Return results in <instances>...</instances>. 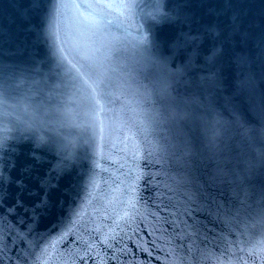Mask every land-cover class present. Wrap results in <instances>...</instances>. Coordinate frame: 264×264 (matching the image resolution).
<instances>
[{"label": "snow or ice", "instance_id": "obj_1", "mask_svg": "<svg viewBox=\"0 0 264 264\" xmlns=\"http://www.w3.org/2000/svg\"><path fill=\"white\" fill-rule=\"evenodd\" d=\"M27 3L30 6L21 7L14 21L16 52L4 47L12 41L5 40L0 33V116L5 133H31L37 149L46 148L59 160L48 179L41 181L43 194L30 193L39 195L32 206L19 198L7 204L5 197L0 196V264H125L128 241H133L148 258L138 264H151L153 259L161 264H202L210 255L207 248L201 247L207 235L196 227L198 221L190 224L186 217L194 219V212L209 204L216 206L215 218L231 225L240 237L250 235L256 228L264 234V149L231 169L218 161L207 186L195 187L191 153L185 150L177 156L167 137L157 139L154 135L156 128L188 118L189 113L179 107L173 92L191 83L185 76L195 68L204 39L213 40L208 50L211 54H205L204 60L215 65L233 36L239 34L245 41L253 38V33L244 28L236 0H155L150 11L143 14V6L134 0H72L50 7V0H27ZM260 7V46L264 55V0H260ZM60 10L72 13L73 30L66 41H60L55 57L49 52L45 59L39 42L47 43L50 34L44 25L50 11ZM212 16L217 19L230 16L231 23L221 30L218 23L207 20ZM164 23L181 28L178 48L192 49L187 63L174 69L146 55L155 43L154 29ZM194 24H199L203 33L198 28L197 34L192 35ZM184 25H188L187 32L182 30ZM252 26L250 22L249 28ZM32 36L36 39L30 40ZM129 46L132 64L118 55ZM13 55L27 56L34 67L48 65L41 79L33 80L29 89L46 99L32 112L29 108L33 96L24 101V111L31 117L28 122L15 113L25 80L17 79L16 66L6 59ZM248 62L244 54L236 58L242 70ZM149 64L158 66L159 75L150 83H143L138 77L150 79L144 75ZM134 65L141 67L138 70ZM201 79L221 83L216 73ZM241 90L246 92L250 108L258 109L264 119V80L258 91L256 78L249 73L241 81ZM157 103L159 107H155ZM148 104L153 107H146ZM65 128L74 131L67 134ZM219 136L216 130L213 139ZM3 139L6 142L8 136ZM85 145L102 158L105 154L109 157L121 154L124 163L118 171L127 169L121 172L124 179L118 181L111 194H104L107 203L97 209L95 218L84 220V213L75 212L64 231L50 241L37 232L39 210L48 206L50 192L56 187L52 181L77 163L78 149ZM33 156L41 160L37 153ZM177 167L182 171L174 172ZM257 179L260 183H255ZM6 181L11 182L0 173V188ZM142 182L153 190L154 210L149 209L147 201L142 204ZM223 184L229 186L227 190L222 187L218 193L209 190ZM225 195L239 206L234 210L226 208L225 202L218 199ZM89 196L88 203L92 204L95 192ZM257 196L258 207L254 208L250 201ZM165 211L167 215L163 214ZM165 225H171L172 231ZM141 232L154 236L152 247L147 241L133 239ZM244 243L229 241L224 252H230L242 264H255L252 257L257 256L260 264H264V243L247 248ZM233 244H240L238 250L245 252L248 259L236 256Z\"/></svg>", "mask_w": 264, "mask_h": 264}, {"label": "water", "instance_id": "obj_2", "mask_svg": "<svg viewBox=\"0 0 264 264\" xmlns=\"http://www.w3.org/2000/svg\"><path fill=\"white\" fill-rule=\"evenodd\" d=\"M71 2L72 0H50L49 7L51 4ZM134 2L143 6L141 9L143 14L150 11V6L155 0H134ZM236 2L239 5L237 11L241 13V17L245 21L244 28L253 33V38L245 41L239 34L233 36L232 41L225 45V54L215 65L206 64L204 60L205 54H211L208 50L213 44V40L204 39L200 44V55L195 58V68L185 76V79L190 80L191 83L181 86L178 92H173V95L177 97L176 103L179 104V107L189 113L188 118L179 122L170 121L154 131L157 139L168 138L167 142L174 146L172 151L177 156L182 155L185 150L191 153L195 187L207 186L210 177L215 174L218 161L224 162L225 166L231 169L239 161L256 155L259 150L264 149V119L261 118L258 109L254 111L250 108L247 94L241 90V81L249 73L255 76L258 91L261 81L264 80V55L261 54L260 46V0H236ZM29 6L27 0H24L23 3L21 0H0V33L3 34L5 40L12 41L4 44V47L11 52H16L18 43L16 40L17 23L14 22L16 14L21 7L28 8ZM207 20L213 24L218 23L221 30L226 29L227 25L231 23L230 16L227 18L221 16L219 19L212 16ZM250 22L253 23L251 28H249ZM73 25L70 11L49 12L44 28L50 34V38L47 43L43 40L39 42L41 54L45 59L49 52L53 58L55 57L60 41H66L69 38ZM198 28H200L199 24L192 25V35L197 34ZM182 30L187 32L188 25H184ZM180 32L181 28L173 24L164 23L157 26L154 29L155 43L146 55L158 60L161 64L166 63L173 69L186 64L192 49L176 46ZM200 32L203 33L202 28H200ZM35 39V36L30 37V40ZM240 54L249 58L247 67L243 70L236 63V58ZM118 55L132 64L130 46ZM6 59L16 66L17 79L25 80L19 90V107L15 113L20 116L22 121L28 122L31 117L24 111V101L29 95L33 96L30 102L32 107L29 108V112H32L42 100L46 99V97L30 93L29 89L33 80L41 79L47 71L48 65H35L34 67L33 62L25 55H13ZM134 66L138 70L141 67V65ZM211 73H216L220 77L219 85L213 81L201 79L208 77ZM144 75H149L150 79L145 80L143 75H139L138 78L143 83H150L151 79H155L159 75L158 66L149 64ZM145 106L153 107L151 104ZM159 106V103L155 105V107ZM23 126L21 125V127ZM216 130H219L220 136L213 139ZM73 131L70 128L64 129L67 134H71ZM5 135L8 136L6 142L3 139ZM30 137L31 133L23 135L16 131L5 133L3 117L0 116V143L3 145L0 147V173L11 181H6L0 188V196L5 197L7 204L15 203L17 198L28 206L36 203L39 195L43 194L41 181L48 179L51 169L59 160L58 156L46 148L37 149L35 139ZM33 153H37L41 160L34 159ZM120 155L116 153L109 157L105 154L102 158L99 154H94L86 145L80 147L77 152V163L65 174L52 181L56 187L50 192L48 206L39 210L37 232L50 238L51 241L64 231L75 212L84 213V220L95 218L98 214L97 209L107 203L104 194H111L118 181L124 179L121 172L127 169L118 171L120 164L124 163L120 159ZM173 171H182V169L177 167ZM52 175L55 176V173ZM255 183H260V180L257 179ZM94 185H98V187L94 188ZM221 187L227 190L229 186L223 184L209 190L218 193ZM92 192H95V199L92 204H89L88 201L91 199L89 193ZM30 193L39 195H30ZM141 196L143 197L142 204L147 201L149 209L154 210L152 208L153 190L146 187L143 182L141 183ZM218 199L225 202L226 208L234 210L239 206L229 201L227 195L218 196ZM250 203L254 208L258 207V196L253 197ZM215 212L216 206L209 204L200 211L194 212V219L186 217L190 224L198 221L196 227L207 235V239L204 240L201 247L207 248L210 255L203 260L202 264H242V261L237 262L230 252H224L227 243L243 240L245 242L243 246L247 248L264 243V234L259 228H256L250 235L240 237L231 225H225L217 220ZM163 214L167 215V211ZM165 227L169 232L172 231L171 225H165ZM155 235L159 236L160 234L156 233ZM133 239L147 241L148 246L152 247L151 241L154 236H149L147 232H141L139 237ZM59 247L62 248L64 245H59ZM231 247L232 251L236 252V256L248 259L245 252L238 250L241 247L240 244H233ZM123 259L125 264H138V262H146L148 258L146 254L136 248L133 241H128V255ZM252 259L255 260V264H260L258 256L252 257ZM151 264H161V261L153 259Z\"/></svg>", "mask_w": 264, "mask_h": 264}]
</instances>
